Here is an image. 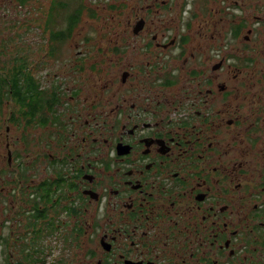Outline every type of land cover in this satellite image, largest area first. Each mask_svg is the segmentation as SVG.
Listing matches in <instances>:
<instances>
[{
	"label": "flooded vegetation",
	"instance_id": "af4514ba",
	"mask_svg": "<svg viewBox=\"0 0 264 264\" xmlns=\"http://www.w3.org/2000/svg\"><path fill=\"white\" fill-rule=\"evenodd\" d=\"M6 2L56 27L3 134L6 264H264V0Z\"/></svg>",
	"mask_w": 264,
	"mask_h": 264
},
{
	"label": "rangeland",
	"instance_id": "374dc122",
	"mask_svg": "<svg viewBox=\"0 0 264 264\" xmlns=\"http://www.w3.org/2000/svg\"><path fill=\"white\" fill-rule=\"evenodd\" d=\"M49 12L50 9L27 8L19 6L18 4L8 6L6 2V9H0V45L6 43V54L2 59L8 60L15 55H21V49L23 48L27 47L28 49H34L37 44L44 45L47 34L51 29L53 31L56 30L54 24L51 25V23H49L48 25ZM5 13L6 17L3 16ZM83 25L84 28L89 29L85 27V24ZM39 49H44V46ZM30 58H32V56H30ZM10 110H12V107L6 104V116L3 122L0 123V177L3 170H5L3 177L5 181L6 162L3 156L6 154V151L4 150L5 141L3 134L6 135V127L8 126L12 130L15 129V131L10 134L11 139L18 136V129L14 126H9L8 114H10ZM1 187L4 188V192H6V182L1 183L0 181V188ZM2 207L0 206V222L2 221ZM0 264H6V248L4 247L0 248Z\"/></svg>",
	"mask_w": 264,
	"mask_h": 264
},
{
	"label": "trees",
	"instance_id": "16d2710c",
	"mask_svg": "<svg viewBox=\"0 0 264 264\" xmlns=\"http://www.w3.org/2000/svg\"><path fill=\"white\" fill-rule=\"evenodd\" d=\"M77 19V18H75ZM50 20L48 21V25ZM68 23V20H67ZM67 30L57 31L59 33L66 32ZM52 41V38H51ZM28 48H23L25 51ZM6 54V43L0 45V115L6 109V104L12 107L11 120H15L14 124L18 123L15 119L19 115V104L25 96L22 92L24 81H31L30 77L26 78L22 67V54L15 55L14 57L4 60L3 56ZM15 108V109H14Z\"/></svg>",
	"mask_w": 264,
	"mask_h": 264
}]
</instances>
